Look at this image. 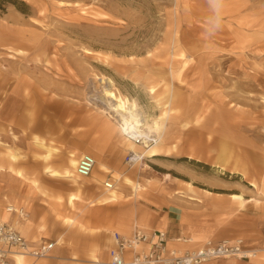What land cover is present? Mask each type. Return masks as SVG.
I'll use <instances>...</instances> for the list:
<instances>
[{
	"label": "rangeland",
	"instance_id": "374dc122",
	"mask_svg": "<svg viewBox=\"0 0 264 264\" xmlns=\"http://www.w3.org/2000/svg\"><path fill=\"white\" fill-rule=\"evenodd\" d=\"M42 42L45 53H35ZM19 56L36 57L39 69ZM5 76L19 85L10 94L0 85V219L7 205L20 204L22 183L37 188L40 217L92 215L47 190L52 181L72 186L45 165L68 167L67 144L56 140L87 143L100 133L93 118L113 122L111 134L125 146L117 122L99 110L105 81L134 100L148 124L158 123L141 126L156 142L138 145L158 154L125 162L116 185L123 178L140 189L128 177L136 175L162 198L159 212L177 206L186 223L214 237L238 236L250 246L264 240V0H0V82ZM221 148L248 175L217 166ZM11 160L26 171L10 168ZM229 193L252 199L239 204ZM118 208L127 218V207ZM230 259L264 262V254ZM93 263L86 254L79 264Z\"/></svg>",
	"mask_w": 264,
	"mask_h": 264
},
{
	"label": "crops",
	"instance_id": "0c3cea01",
	"mask_svg": "<svg viewBox=\"0 0 264 264\" xmlns=\"http://www.w3.org/2000/svg\"><path fill=\"white\" fill-rule=\"evenodd\" d=\"M92 121L94 127L100 133L91 136L87 143L83 141L82 144L71 146L69 145L71 143L69 136H63L60 140H56L57 142L67 144L68 157L65 160L68 167H62V164H55V162L45 165V167L49 166L62 172L66 168H71L69 160L70 162L71 160L77 162L83 154H89L95 159L92 173L80 181L84 180V184L82 182L83 187L78 188L71 180L65 177L66 180L71 182L72 188L54 181L46 185L47 190L51 191L52 195L61 196L65 200L66 205L74 206V204H77L84 209V212L89 211L92 215L86 216V214L79 212L75 217L70 218L62 214H58L59 216L56 218L40 217L41 215H38L35 209V204L41 201L36 194L37 188L32 184H20V191H22V195H19L20 204L11 203L9 205L24 207L29 213L28 218L22 219L14 212L3 211L0 220L14 222L19 232L34 246L41 242H54V245L52 257L46 261L38 262L31 257L15 254L11 257V264H79L81 261L85 262L86 254L92 255L93 264H99L102 262L99 256L102 255L103 249L106 251L107 260L108 250L113 246L112 232L117 231L121 234L130 235L135 228L146 232L158 229L165 230L170 243L183 249L194 248L205 239H221L214 237V233H210L207 228L191 222L186 223L182 217L181 209L177 206H172L159 212L162 198L157 194L147 191L145 186L141 185L136 179V175H129L128 177L132 181L138 182L142 189H137L136 185L131 188V184L125 182L123 178L119 179L121 184L117 186L115 179H118V175L120 176L121 173L125 174L127 171L125 169V151L127 149H125L121 136L116 133L111 134L113 130L116 132V126L113 122L106 118H93ZM44 138L45 143L52 142V140H48L50 137L46 136ZM44 147H46L47 151L49 149H56L55 147H47L46 145ZM69 154L71 157L74 156L75 159H69ZM11 162L8 165L10 168L11 164H13L15 170L26 171L27 164L19 165L14 160H11ZM15 164L16 166H14ZM216 165L219 166L218 164ZM8 166L4 163V170ZM107 179L113 182L111 189L116 188L117 198L105 199L109 197L107 192L109 189L103 186V183ZM231 194L239 193L228 194L230 198H233ZM70 196H73L72 201L69 200ZM172 196L175 198L184 197L183 194H172ZM233 199L242 204L252 198L242 197V199ZM22 203H25V205ZM123 204L127 207V218H118V207ZM178 237H187L190 241L182 242L176 239ZM235 237L238 236L231 238ZM74 256L77 258H74ZM218 262L221 264H264V262H246L244 260H231L230 258L213 259L204 264H218Z\"/></svg>",
	"mask_w": 264,
	"mask_h": 264
},
{
	"label": "built area",
	"instance_id": "2783aa9c",
	"mask_svg": "<svg viewBox=\"0 0 264 264\" xmlns=\"http://www.w3.org/2000/svg\"><path fill=\"white\" fill-rule=\"evenodd\" d=\"M136 144H142L140 138H131ZM153 135L147 136L148 144L154 143ZM137 159L128 152L125 162L129 165ZM95 159L89 154L79 157L75 173L79 177H88L94 168ZM106 189L113 187L108 179L103 183ZM7 212H14L19 218L26 219L29 213L21 206H6ZM113 246L108 250L107 264H204L218 258L252 259L264 254V240L256 246L248 245L242 238L205 239L190 249L173 246L165 230L143 231L135 228L130 235L112 232ZM177 240L189 242V238ZM54 242H41L32 245L18 230L14 222L0 220V264H11V257L22 254L35 260L50 255Z\"/></svg>",
	"mask_w": 264,
	"mask_h": 264
},
{
	"label": "bare ground",
	"instance_id": "6f19581e",
	"mask_svg": "<svg viewBox=\"0 0 264 264\" xmlns=\"http://www.w3.org/2000/svg\"><path fill=\"white\" fill-rule=\"evenodd\" d=\"M46 49H47L46 42L39 43L37 44V46L33 47V51L35 53L37 52L45 53ZM19 58L23 61H28L29 66L34 65L36 68H38L39 62L37 61L36 57H31V59L29 60L26 59L24 56H19ZM0 85L3 88V91L5 94L7 93L10 94L9 91L16 90L18 88L19 82L17 80L10 81L7 78V76H5V78L1 80ZM109 86L110 85L105 83V81L103 82V87H102L103 95L101 94V97L103 96L102 97L103 106L100 107L99 110L107 114L109 117L114 119L115 122H117L120 128V131H122V134L125 135L124 137L125 146L129 149V152H132L137 157V159L133 163L135 162L137 163L144 155H146L147 157H152V156L157 155L159 150L156 146H152L151 148L147 150H141V152H138V148H139L138 145L140 144H136L131 138H134V139L140 138L143 144L150 146V144H148L146 141V137L151 136L152 134H146L142 130L141 126L145 124L146 126L151 127L152 129L153 128L155 129L158 127V123L156 121H153L151 124H148L146 122L145 116L138 111L139 109L137 108V104L134 100H130L125 96L117 95L115 92L112 91V89ZM5 96L7 97V95ZM154 142H156V138ZM220 150L221 151H220L219 156L217 157L216 164H218L221 168H225V167L229 168L231 172L238 173L241 175H248V171L246 167L240 162V160L234 159L232 163H229V157L227 156L226 151H225L226 149L221 148ZM189 156H192V155H189ZM70 165H71V168H66L62 172H59V171H55V172H58L60 176L71 180L75 184V186H77L78 188H81L83 184L80 181L86 177H79L76 175L75 173L76 161L72 160L70 162ZM255 181L256 180L254 179L250 180V184H252L254 187L257 186V182ZM107 192H108L109 197H106L105 199L118 197L116 188L109 189L107 190ZM231 197L242 199L241 195L239 194H231ZM72 199H73V196H70L69 200L71 201Z\"/></svg>",
	"mask_w": 264,
	"mask_h": 264
},
{
	"label": "clouds",
	"instance_id": "9594fccd",
	"mask_svg": "<svg viewBox=\"0 0 264 264\" xmlns=\"http://www.w3.org/2000/svg\"><path fill=\"white\" fill-rule=\"evenodd\" d=\"M221 6H222V5H221ZM221 6H218V7H217V13H219V7H221ZM220 21H221V17H220L219 15H217L216 22H215V24H214V29L218 30V29L221 28V23H220Z\"/></svg>",
	"mask_w": 264,
	"mask_h": 264
}]
</instances>
